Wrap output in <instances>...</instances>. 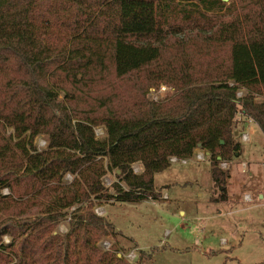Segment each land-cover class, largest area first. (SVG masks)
Returning a JSON list of instances; mask_svg holds the SVG:
<instances>
[{"label":"trees","instance_id":"16d2710c","mask_svg":"<svg viewBox=\"0 0 264 264\" xmlns=\"http://www.w3.org/2000/svg\"><path fill=\"white\" fill-rule=\"evenodd\" d=\"M187 28L228 46L217 75L163 73L180 93L139 114L78 113L66 84L139 73ZM238 115L264 134V0H0V264H129L116 245L100 249L118 234L95 209L159 201L156 175L198 150L226 187ZM58 220L64 236L49 229Z\"/></svg>","mask_w":264,"mask_h":264},{"label":"rangeland","instance_id":"374dc122","mask_svg":"<svg viewBox=\"0 0 264 264\" xmlns=\"http://www.w3.org/2000/svg\"><path fill=\"white\" fill-rule=\"evenodd\" d=\"M210 40L195 28L181 29L177 37L170 38L160 60L149 68L124 79L116 78L111 68L97 80L76 89L66 84V89L70 98L80 103L78 113L92 118L107 116L110 108L120 114H139L143 104H163L180 93L163 73L183 72L201 80L205 73H215L228 62V46ZM237 121L240 125L233 131L243 150L241 157L221 167L230 173L226 187L215 184L209 159L199 160L198 155L204 152L198 150L191 161L173 164L156 175V186L168 187L159 201L95 209L118 234L116 239L103 237L100 249L110 251L116 245L129 264H264V134L242 115ZM11 133L7 129L6 135ZM97 134L103 135L102 127ZM247 134L249 142H243ZM45 146L46 141L39 138L38 147ZM134 170L139 173L140 167L136 165ZM66 180L71 182L72 178ZM114 182L111 175L104 179L107 187ZM222 193L228 202H214ZM3 194H10L9 190ZM222 209L225 213L219 216ZM66 224L58 220L49 229L64 236L68 233ZM4 242L10 240L5 238ZM130 254H135V261L128 258Z\"/></svg>","mask_w":264,"mask_h":264},{"label":"built area","instance_id":"2783aa9c","mask_svg":"<svg viewBox=\"0 0 264 264\" xmlns=\"http://www.w3.org/2000/svg\"><path fill=\"white\" fill-rule=\"evenodd\" d=\"M243 96V93L242 92H240L239 94H238V97H242ZM249 135L247 134V135H244L243 136V142H249ZM205 157H206V155H205V153H202V154H199L198 155V159L199 160H201V161H205ZM184 163H186V161H183ZM171 163L172 164H177V163H179V161L176 159V158H172L171 159ZM222 168H226L227 167V163H224V164H222V166H221ZM246 199L248 200V201H252L251 200V198L248 196V197H246ZM128 258L131 260V261H135V259H136V256H135V254H130L129 256H128Z\"/></svg>","mask_w":264,"mask_h":264},{"label":"crops","instance_id":"0c3cea01","mask_svg":"<svg viewBox=\"0 0 264 264\" xmlns=\"http://www.w3.org/2000/svg\"><path fill=\"white\" fill-rule=\"evenodd\" d=\"M248 196V195H247ZM251 198V197H250ZM261 199H263V197H261ZM251 200H252V198H251ZM224 213H225V211L222 209L221 211H219V216H223L224 215ZM230 213H232V212H228L227 214L228 215H230Z\"/></svg>","mask_w":264,"mask_h":264},{"label":"water","instance_id":"95a60500","mask_svg":"<svg viewBox=\"0 0 264 264\" xmlns=\"http://www.w3.org/2000/svg\"><path fill=\"white\" fill-rule=\"evenodd\" d=\"M225 2H228L229 0H224Z\"/></svg>","mask_w":264,"mask_h":264}]
</instances>
